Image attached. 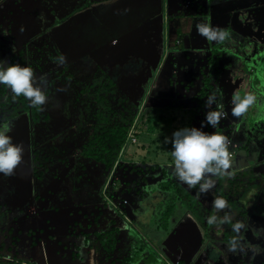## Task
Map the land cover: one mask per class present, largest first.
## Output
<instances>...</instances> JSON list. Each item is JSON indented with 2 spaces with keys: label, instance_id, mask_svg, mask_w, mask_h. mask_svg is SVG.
<instances>
[{
  "label": "trees",
  "instance_id": "obj_1",
  "mask_svg": "<svg viewBox=\"0 0 264 264\" xmlns=\"http://www.w3.org/2000/svg\"><path fill=\"white\" fill-rule=\"evenodd\" d=\"M18 1L20 2V0ZM229 1L231 0H189L188 2H190L193 8L191 18L179 12V14H175L179 19V23L176 25L172 16L166 19L168 37H173L174 39L169 42H166V39H164L163 43L171 44L172 42L174 45L173 41L176 38L180 39V42L174 45L172 58L174 56L178 58L185 49L187 50L186 47H189L186 46L185 38L190 31L195 30L194 26L196 27L197 24H194L195 17L204 15L206 18H209L210 10L216 7H223ZM234 2L237 4L239 1L234 0ZM94 3V1L91 3L78 2L74 7L77 10L76 14L79 13V10L90 8ZM180 4L183 6V1H180ZM69 12L73 11L71 10ZM152 16L153 14H149L147 17L150 18ZM64 23L66 24L67 31H71L70 19ZM232 26L229 23L220 26L229 33V38L225 41L216 43L209 42L205 39L207 51L202 57L204 63L201 64L199 70L191 76V80L186 84V88L191 87L195 90V93L191 96L193 103L189 106H185L184 103L174 106V101H166L163 107L156 104L153 98L146 94L152 83L154 71L146 80V91L141 87L139 92L134 93L131 99H128L124 90L115 83L116 79L114 81L108 73L104 72L107 71L105 69L100 74L89 78L87 80L89 84L81 82L79 79L75 80L73 74L69 73L71 70L67 61H65V65L62 67L61 64L56 65L59 63L58 58L63 55L49 45L50 41L48 43L38 42L36 44V50L44 49L45 53L49 55V60L44 61L37 55L36 62L38 66L42 68L41 70L46 69L48 66L51 69L55 67L54 74L56 77L60 79L65 74L62 79L72 80L73 84L79 87L77 90H73V86L67 88L65 90L67 95L63 92L64 96L57 103L51 104L50 100H53L54 97H52L49 86L43 84L41 87L45 90L49 100L46 105H43L41 108H36L32 107L24 97H14L6 85H0V125L10 123L12 125V131L9 135L12 136L14 130H18L25 136L23 160L20 166L29 175L33 176L34 181L38 180L42 187L45 186L44 189L49 196L55 194L54 192H56L57 188L59 189L61 186L65 188V185H67L68 188H65L66 199L77 197L81 189L86 190V188H90L87 175L92 171L86 170L87 164L93 167L98 166L102 162L99 173L103 176V180L102 184H100L99 195H101L100 204L107 208L104 211H106L108 218L106 216L104 217L107 220L103 228L104 234L100 233L98 235H110L113 231L118 234L121 230L120 226L122 224L124 226V223L127 227L131 228L133 242L131 244L130 254H133L136 258L133 261L129 258L128 261H130V264L138 260V257L142 258L145 264H154V262L156 264H170L162 256L159 255L162 259L158 258L152 249L147 251L142 239L145 238L147 240V245L150 244V238L163 240L169 234L166 228L174 225V223L179 221L181 216L183 217L186 214H191L203 228L204 238L200 239H204L202 246L210 245L211 243L213 248H219L220 252H222L221 249L228 248L229 240L236 235L232 231V225L227 223L209 225L207 223V217L210 215L216 214L223 217L225 214L224 212L215 213L212 206V201L215 196H222L227 200L228 208L225 211L231 213L233 223L240 220L248 225V229L243 231L244 239L248 245L255 242L258 244L257 246L262 252L257 260V264H264L263 165H252L251 163L253 161H248L241 169L233 171L232 175L216 178V186L209 193L200 194L201 197H199V186L190 189L172 174L174 167L171 156L172 145L171 143L164 142L167 136L164 132H168L167 138H171L176 130L188 126L196 113L202 112L203 116L206 114L208 109L205 107V101L209 95H217L219 79L225 70L233 73L240 72V85L242 83L245 85L246 80L244 81V79L251 76L249 91L256 95L257 102L249 109L253 112L260 113L257 117L253 116L252 112H247L240 118L239 122L237 121L236 129H243L241 136L244 137V142L242 141L240 144L236 142L238 145L234 150L236 152L249 151L250 146L248 142L252 136L255 133L257 135L262 134L264 124L260 125L257 122L259 120L258 118L260 120L264 119V40L261 35L254 34L253 31L248 35H243ZM35 49L28 46L27 56L31 55V52H34ZM36 50L35 53H38ZM25 54V48L22 44L5 45L1 47L0 61H4V57L8 56L7 64H20L23 66L26 61ZM170 63L172 66H176L173 60ZM116 64L121 66L124 71L126 70L127 63L119 64L116 61ZM49 67L48 70H51ZM122 76L125 77L127 74L123 73ZM169 78L170 83L175 84V74H172ZM154 83V85L158 84V80L155 79ZM69 90L70 93L68 92ZM165 93L170 94L168 89ZM176 94H179L178 90H176ZM75 101H78L80 105H76L74 103ZM218 101L220 100H216V103ZM140 102H143L141 106L139 104ZM216 103L213 105L214 109L217 108ZM82 106L89 112L88 122L90 133L85 141L81 138L80 125L78 126ZM127 112L129 113L128 116ZM113 117L114 121H108V124L109 122H112V124H109L107 127H100L104 121ZM30 119L32 121L37 120V126L40 125L44 131L43 137L36 136L33 132L31 133L28 127L23 128L26 124L29 126ZM244 119L249 120L251 125L245 126ZM70 127L78 128L73 139L64 146H57V143L63 141V136ZM133 130L132 135L135 136V140L131 142L129 133ZM144 134L149 136L150 143L155 144L151 145L141 141V137ZM153 137L159 138L157 141L158 144L153 141ZM13 142L16 143L14 139ZM129 145L136 146L134 156L139 158V160L135 158L137 160L135 162L132 158H129L127 159L128 162L125 163L123 154ZM71 148L78 149V154L73 157V166L68 165L69 158L71 157ZM55 155L59 157L57 159L67 166L62 168L61 173H56V169L50 167L52 158ZM121 156L122 160L120 161ZM156 159H160V161ZM114 161L117 164L116 167H113ZM160 163L165 167L160 168L161 177L156 181L152 171L159 168ZM167 165H173L171 171L165 169ZM118 166H122L126 175H128L126 173V167H129L131 172L137 173V176H134V178L141 176L140 179L142 181L137 179L133 181L131 177L129 180L123 182V184H128L125 187L116 186L115 184L112 187L103 189L105 181L113 178L114 173L112 172ZM11 179V176L0 174V194L3 197L9 194L7 189L3 188V185L5 187L10 186ZM150 179L154 180L149 181ZM18 186L22 188L23 196L21 199H23L25 197L24 186L17 183V188ZM115 188L122 193L127 192L131 194V204L134 205L132 211L134 210L135 212L134 217L126 216L119 208L113 209L109 207L106 197L110 198L107 194L111 189L115 190ZM29 191H32V185H29ZM44 197H39L36 194L34 198L30 196L27 199L28 202L23 207L17 205L18 208H15L16 214L14 215V219L19 220L20 215H25L21 217L22 223L24 217H28L25 206L28 203H32V200L37 201L41 199L43 201L45 199ZM50 208L51 210L53 209V207ZM112 209L118 214L121 223L116 220V215H114ZM11 211H13V208L5 206V202L0 204V235L12 236V241H14V238L18 237L13 235L12 232L21 230L22 227L20 224L17 227L12 224L8 225L9 212ZM101 212L102 210L99 209V214ZM45 213L47 215H53V213H49L48 211H45ZM30 216L32 219H35L34 215ZM155 217H158V219ZM158 220L162 222L160 223ZM37 230L41 232L42 229L40 227ZM132 230L137 231V233H134ZM26 231L28 235H32L34 232L30 227ZM138 236L141 241L138 240ZM29 237L31 239V245L42 247L44 253L43 240L37 236ZM102 241L101 244L105 251L115 249L116 238H112L110 235L109 238L107 237L106 240ZM200 254L192 263L201 264L205 262V264H210L214 262V255L206 254L204 251ZM229 255L234 259L238 257L235 253H230ZM207 256L209 258L211 257L209 261L206 260ZM3 259L4 257L0 253V261ZM18 260L2 263L29 264L31 258L30 261L29 259L25 261ZM48 263L50 262H45V264ZM230 264L233 263L230 262ZM250 264L253 263L250 262Z\"/></svg>",
  "mask_w": 264,
  "mask_h": 264
},
{
  "label": "rangeland",
  "instance_id": "obj_2",
  "mask_svg": "<svg viewBox=\"0 0 264 264\" xmlns=\"http://www.w3.org/2000/svg\"><path fill=\"white\" fill-rule=\"evenodd\" d=\"M89 1H94L95 5L92 7L90 6L88 9L79 10V13L76 14V9L73 12L69 11H71L78 2H87L86 0H54V8L50 1L20 0L19 2L18 0H0V29H3L4 19L10 15L13 23H18L20 20L26 24L30 19L32 29H39L42 37H45L47 32L53 31L56 37L61 36L64 39L66 31V33H68L66 34L67 47L66 49H61V51L62 55L66 58L65 61L69 62L73 59V62L71 61L72 63L69 64V67L72 68L69 73L76 74L74 77L75 80L79 79L81 82L86 83L85 72L89 73L92 65L96 66L99 70L105 69L114 81L116 79L115 83L124 90L126 97L131 99L134 93L139 92L141 87L146 91V80L154 71L149 90L150 96L156 104L163 107L166 101H174V106L180 103L189 106L193 103L191 96L195 93V90L191 87L186 88V84L191 80V76L199 70L201 64L204 63L202 57L207 51L205 38L197 34L196 27L194 26L195 30L190 31L185 38L186 46H189L186 47L187 50L185 49L178 58L175 56L172 58L174 45L172 42L167 45L163 43L164 39H166V42L174 39L173 37H168V27L166 28L165 26L166 20H164V15L157 14L150 18L147 17L149 15L148 9H150L151 6L149 2H151L152 8L158 5L162 6L166 11L165 15L167 19L170 18L171 15L169 13L171 12H177L176 14H178L180 11L186 15H190L192 14L193 8L190 2H187L189 0H182L188 4L185 5L184 3L183 6H181L182 4H179V6L177 5L176 11L173 10V5L176 4L177 0ZM238 1L239 2L235 4L234 0H231L225 3L223 7H216L210 10L211 13L209 18H206L204 15L195 17L194 24L200 21H206L211 25L220 27L229 23L243 35H248L253 31L254 34L261 35L264 40V0ZM152 2H157L158 5ZM158 10L161 11V8ZM146 13L148 14L146 15ZM172 18H175V25L179 23L177 15H172ZM69 19L71 21L70 32L67 31L65 27L66 24H62V22H67ZM59 20L62 22H58ZM82 23L83 25H81ZM2 35L4 34L0 33V36ZM18 36L19 35H17V37ZM113 37L115 39H113ZM0 41L3 42V38H0ZM115 41L116 45L113 46ZM100 43H102V45H99ZM32 48L35 49L36 45ZM56 49L59 52L58 46H56ZM39 53L40 55L46 54L44 49H39ZM92 58H95L96 61ZM7 60L8 59L5 58V61ZM172 60L175 62L176 66H172L170 63ZM116 61L119 64L127 63L126 70L124 71L121 66L117 65ZM59 64L60 63H57L56 65ZM23 66L27 67L26 61ZM36 68L39 69V67ZM37 72L38 71H35V74ZM123 73L127 74V76H122ZM41 74L42 73L39 72V77ZM172 74H175V84L170 83L169 77ZM87 76L89 78L92 77L90 74ZM240 76V72L233 73L225 70L219 79V86H216L218 89L216 95L218 99L216 100L220 101H218L216 105L222 103L223 108H225V111L228 113V117L221 120L216 129L207 125L206 115L203 116L202 112L196 113L190 124L186 127H195L209 133L219 131L228 136L232 142L231 145L233 148L240 144L244 139V137L241 136L243 129H236L237 121L239 122L240 118L237 119L231 115L230 99L234 93L238 92L243 96L250 92L249 84L251 81V76H248V78L244 79V81L246 80L245 85H243V83L240 85ZM62 77L59 79L55 74L52 76L55 83H53L54 99L51 100V103H54L55 99L61 95V91L65 87L73 83L72 80L62 79ZM155 79L158 80V84L156 85H154ZM80 86H82V84H80ZM73 87H75V90L79 88L76 85H73ZM167 89L170 94L165 93ZM176 90L179 91L178 95L176 94ZM146 94L149 95L148 90ZM139 104L141 106L143 102ZM248 112H252L253 116L258 117L260 115L259 112H253L251 109H249ZM128 114L127 112V116ZM88 118L89 112L84 107L81 108L78 126L80 125L79 130L83 141L87 139L90 133ZM258 119L257 123L260 125L264 124V119ZM108 121H114V117L104 121L100 127L103 128V126L107 127L109 124H112V122L108 124ZM243 122L245 126L251 125L249 120L244 119ZM27 127L28 124L23 126V128ZM77 129L76 127H70L63 136V141L57 143V146H64L71 141ZM29 131L37 136V120H29ZM131 132L133 133L134 130ZM164 133L168 136V132ZM12 138L17 144H22L24 147L25 136L18 130H14ZM133 138H135V136ZM152 139L158 144L157 141L159 138L153 137ZM141 141L151 145L155 144L150 143V138L146 134L141 137ZM131 142H134V139L131 140ZM236 142L238 144H236ZM248 144L250 146L249 151L244 150L236 152L234 149H232V152L230 151L233 160L231 172L241 169L248 161H253L251 163L252 165H263L262 167L264 168V130L261 135L255 133ZM71 150L73 155H76L78 152L76 148H72ZM135 151L136 146H127L123 154L125 163L128 162L127 159L129 158H132L135 162L137 161L136 159L139 160V158L134 156ZM143 152H145V150H143ZM57 158H59L57 155L52 158L50 167L56 169V173H61L62 168L67 166ZM121 158L122 156L120 157V161L122 160ZM156 160L160 161V159ZM71 164L72 160L69 161L68 165ZM101 164L102 162L99 163L94 171H92L94 166L89 170L92 171L87 175L90 188H86V190L81 189L78 192V196L73 199H66L65 197V188H68L67 185H65V188L62 186L59 189L57 188L56 192H54L55 194L49 196L44 189L45 186L42 187L38 180L34 181L33 176L29 175L19 165L15 171V175L11 176L10 186L5 187L3 185V188L7 189L9 194L4 197L0 194V204L5 202V206L13 208V211L9 212L8 225L12 224L17 227L18 224H20L22 228L21 230L12 232L13 235L18 237L14 238L15 242L12 241V236H7L5 234L0 235V246L3 245L2 248H0V253L4 257V259L0 261V264L6 261L15 262L17 259H19L18 261H20V259L23 261L29 259L30 261V258L31 261L29 264H45V262H50L51 264H130L128 259L130 256L131 237L129 236L130 231L126 229L127 225L125 223L124 226L123 224L120 226L121 230L119 234L124 235V237H122L123 240H119L120 246L117 249H121L117 253L114 251L113 254H111V251H105L102 244H100L103 242L102 240H106L110 235L113 238L116 234L115 231H113L110 235H98L100 233L104 234L103 228L107 221L104 219L105 216L107 217L106 211H104L107 208L100 204L101 195H99L100 184H102L103 180V176L99 173ZM160 164L159 168L152 171L156 181L161 177L160 168L164 166L162 163ZM116 166L117 164L114 161L113 167ZM89 167L90 164L87 165V168ZM172 167L173 165H167L165 169L171 171ZM126 169V173L132 177L133 181L141 178V176L134 178L137 173L129 172V167H126ZM112 173H114L111 179L112 181L106 180L103 189L106 188L105 185L107 183L113 185L116 180L124 182L128 179V175L122 172V168H115ZM153 180L154 179H150L149 181ZM17 183L24 186L25 197L23 199H21L23 196L22 188H20V186L17 188ZM29 185H32V191H29ZM111 190L112 191H109L107 194L110 198L106 197L109 207L116 208L122 200L121 198L127 197L129 204L124 208H119L125 209L124 213L131 217V194L127 192H116L117 188ZM36 194L39 197H46H44L45 199L43 201L41 199L37 201L32 200V203H28L25 206L28 217H24L22 223L21 217L25 215H20V219L15 220L14 215L16 214L15 208H18L17 205L23 207L28 202L27 199L30 196L34 198ZM198 196L201 197L200 194ZM50 207H53V209L51 210ZM99 209L102 210L100 214ZM45 211L53 213V215H47ZM112 212L116 215V220L121 223L118 214L115 213L116 211L112 209ZM132 212H134V210ZM30 215H34L35 219H32ZM155 218L158 219V217ZM158 221L160 222V220ZM158 221L157 223H159ZM29 227L34 231L32 235H28L26 231ZM40 227L42 229L41 232L37 230ZM132 231L137 233L135 230ZM166 231L169 234L166 235L163 240L150 238V244L147 245V240L144 238L142 242L145 244L144 247L147 251L152 249L158 258L162 256L168 263L184 261V264H194L192 261L194 262L202 251L206 254L209 253L215 256L214 262L210 264H230V262L233 264H250V262L257 264V260L260 256V254L253 256L251 253L241 254L237 252L235 254L238 257L234 259L229 255L231 252L228 251V248H223L221 249L222 252H220L219 248H213L211 243L210 245L202 246L204 239H200L204 238L203 228L191 214H186L183 217L181 216L179 221L167 227ZM29 236H37L43 240L44 253L42 247L31 245ZM116 238L120 239L119 236H116ZM138 240L141 241L139 236ZM257 245L258 244L255 242L249 246L258 248ZM84 246L86 249H83ZM210 258L207 256L206 260L209 261ZM131 264H145V262L142 258L138 257V260ZM154 264L156 263L154 262ZM201 264H205V262Z\"/></svg>",
  "mask_w": 264,
  "mask_h": 264
},
{
  "label": "clouds",
  "instance_id": "obj_3",
  "mask_svg": "<svg viewBox=\"0 0 264 264\" xmlns=\"http://www.w3.org/2000/svg\"><path fill=\"white\" fill-rule=\"evenodd\" d=\"M187 2L185 5L188 4ZM196 31L209 42L219 43L229 38V33L225 29L206 21L198 22ZM65 60L64 56L58 58L60 64L65 63ZM45 83V77L41 76L38 80L31 67L20 64L9 65L6 61H0V85H6L14 97H24L32 107L41 108L48 102L49 98L41 87ZM216 99L215 94H212L205 101V107L208 109L205 114L206 123L214 129L221 120L228 117L222 103L217 105L216 109L213 108ZM256 102L257 97L251 92L243 96L238 92L234 93L230 102L231 115L237 119L241 118ZM11 131L10 123L0 125V174L9 177L15 175L24 154L23 145L14 143L12 136L9 135ZM165 143L172 145L171 156L174 165L172 174L190 189L199 186L198 195L209 193L216 186L215 178L232 175L230 170L233 168V160L232 153L229 151L232 142L228 136L219 131L209 133L195 127H185L176 130L171 138L165 139ZM212 206L215 213L224 212L225 214L223 217L216 214L210 215L207 217V223L209 225L231 224L232 231L236 234L228 242L229 252L251 253L253 256L261 254L259 248L249 246L244 239L243 231L248 229V225L240 220L233 223L231 213L225 211L228 208L227 200L222 196H215Z\"/></svg>",
  "mask_w": 264,
  "mask_h": 264
},
{
  "label": "flooded vegetation",
  "instance_id": "obj_4",
  "mask_svg": "<svg viewBox=\"0 0 264 264\" xmlns=\"http://www.w3.org/2000/svg\"><path fill=\"white\" fill-rule=\"evenodd\" d=\"M181 2H182V0H181ZM150 3V9H148L149 10V14H153V16H155V15H164V20H166L167 19V16L165 15L166 14V11L164 10V8L162 7V6H159L158 4H157V2H152V3H154V4H156V5H158V6H154L153 8H152V4H151V2H149ZM184 1H183V5H184ZM179 4H180V1L179 0H177L176 1V4L175 5H173V10H175L176 11V9H177V7L179 6ZM178 5V6H177ZM75 7V6H74ZM74 7L72 8V9H74ZM161 8V11H159L158 9L159 8ZM156 8V9H155ZM155 9V10H154ZM154 10V11H153ZM151 11V12H150ZM148 13H146V15L148 14ZM177 13V12H176ZM176 13H174V12H171V13H169L171 16L172 15H175ZM62 16V15H61ZM173 21L175 22V18H173ZM178 21H179V19H178ZM59 22V21H58ZM165 26H166V24H165ZM167 28V27H166ZM70 32V31H69ZM68 34V33H67ZM60 36H58V37H56V38H59ZM56 38H55V41H56ZM113 39H115L114 37H113ZM64 40L65 41H67V39H66V35H64ZM59 41H56L55 43L57 44V46L59 47V52L61 51V46H59V43H58ZM180 42V39H175L174 40V45H176V44H178ZM22 43V42H21ZM23 45H24V48H25V52H26V54H25V60H26V62H27V64L29 65V67H32V69H33V71H34V73H35V71H38L36 74H37V79L39 80V72L40 73H42L41 75H40V77L41 76H43V77H45V79H46V83L45 84H47L48 86H49V88H50V92H51V94H52V97H53V92H54V89H53V83H55V81L52 79V76L54 75V71L56 70V68L54 67V68H50L49 66V68L51 69V70H48V67L46 68V69H44V70H41L42 68L41 67H39L38 66V64H37V62H36V59L38 58V56H40L41 57V59L44 61V60H49V55H47V54H43V55H40V53H39V51L38 50H36L38 53H35V50H34V52H31V55H29V56H27V51H28V46L26 45V43H23ZM49 45L50 46H52V48L54 47L55 49H56V46H54V42H53V44H50L49 43ZM167 45V44H166ZM58 51V50H57ZM61 53H62V51H61ZM38 55V56H37ZM92 59H94L95 61H96V59L95 58H92ZM72 62H73V59L71 60ZM71 61H69L67 64H68V66H69V64L70 63H72ZM92 61V60H91ZM45 63V62H44ZM27 65V66H28ZM46 65V64H45ZM65 65V63H63V64H61V67L62 66H64ZM47 66V65H46ZM36 67H39V69H37ZM35 68H36V70H35ZM72 68L70 67V70H71ZM51 71H53V72H51ZM101 71H103V70H99V69H97L96 68V66H93L92 65V68L89 70V73H87V72H85V77H86V83L87 84H89V82L87 81L88 79H89V77L87 76L88 74H90V75H92V77L93 76H95V75H97V74H100V72ZM104 72H106V73H108V71H104ZM95 73V74H94ZM35 74V75H36ZM73 74V76L75 77L76 76V74L75 73H72ZM94 74V75H93ZM109 74V73H108ZM65 75V74H64ZM63 75V76H64ZM91 77V78H92ZM110 78V77H109ZM74 84L72 83L71 85H69V86H67V87H65L62 91H61V95L58 97V98H56L55 99V101H54V103H51V100H50V103L51 104H55V103H57L58 101H59V99L60 98H62L63 96H64V93L67 95V93L65 92V90L67 89V88H71L72 86H73ZM73 89V88H72ZM73 90H75V87H74V89ZM64 92V93H63ZM69 93H70V90L68 91ZM148 93H149V95H150V90L148 89ZM74 97V96H73ZM74 98H76V97H74ZM73 99V98H72ZM76 105H80L79 104V102L78 101H75L74 102ZM46 105V104H45ZM28 128H29V126H28ZM46 131V130H45ZM43 134H44V131L42 130V128H41V126L40 125H38L37 126V136H41V137H43ZM41 140V139H40ZM46 145V144H45ZM72 149V148H71ZM73 149H75V148H73ZM75 151V150H74ZM77 154H78V152H77ZM76 154V155H77ZM76 155H73V153H72V150H71V157L69 158V160H72V164H71V166H73V164H74V159H73V157L74 156H76ZM88 165V164H87ZM79 167V166H78ZM97 166H94V168L92 169V171H94L95 170V168H96ZM119 168H122V166H118ZM117 167V168H118ZM92 167L90 166L89 168H87L86 170H90ZM83 171V170H82ZM122 172H124L123 171V168H122ZM131 172V171H130ZM124 174H125V172H124ZM128 174V173H127ZM137 176V175H136ZM131 178V176L130 175H128V179L127 180H129ZM137 180H140V181H142L140 178H138ZM112 181V180H111ZM116 184V186H120V187H125L126 186V184L124 183L123 184V182H120L119 180H116L115 181V183L112 185V184H110V183H107L105 186L106 187H112V186H114ZM112 191V190H111ZM117 192H120V191H117ZM120 193H122V192H120ZM122 200L120 201V203H119V205L118 206H116V208L118 209L119 207H126L128 204H129V200H128V198L127 197H122L121 198ZM107 201V200H106ZM33 202H35V201H33ZM131 206L133 207L134 205L133 204H131ZM131 207V208H132ZM137 207V206H136ZM116 208H113V209H116ZM121 209V208H119V210L120 211H123V212H125L124 210L125 209ZM133 209V208H132ZM126 214V213H125ZM134 214H135V212H132V210H131V217H134ZM126 216H128L127 214H126ZM129 217V216H128ZM125 219V218H124ZM127 230H129L130 231V234H129V236L131 237L130 238V249H131V244H132V242H133V238H132V232H131V228H129V227H127L126 228ZM116 236H119L120 237V239H118V238H116ZM122 237H124V235H122V234H119L118 233V235L117 234H115V236H114V238H116L117 239V241L115 242V249L114 250H112L111 249V254H113V252L115 251V253H117L120 249H117L120 245H119V240H123L122 239ZM112 241V240H111ZM135 241V240H134ZM194 257V256H193ZM129 258L133 261L135 258H136V256H134L133 254H130V256H129ZM182 260V259H181ZM185 262L184 261H180V262H177V263H175V264H184Z\"/></svg>",
  "mask_w": 264,
  "mask_h": 264
},
{
  "label": "crops",
  "instance_id": "obj_5",
  "mask_svg": "<svg viewBox=\"0 0 264 264\" xmlns=\"http://www.w3.org/2000/svg\"><path fill=\"white\" fill-rule=\"evenodd\" d=\"M43 1H50V3L52 4L53 8L55 5L54 0H43ZM88 3H91L89 0H87ZM16 3V2H15ZM95 5V3L93 4V6ZM43 6V5H40ZM45 6V5H44ZM92 7V6H91ZM74 9H72V11H74ZM28 11V10H27ZM8 14V13H6ZM64 17V16H62ZM11 22V23H9ZM59 22H62L61 20H59ZM4 25H3V29H0V33L4 34L2 36H0V38H3V42L0 41V52H1V47H4L5 45L7 46H11L12 44L17 45V44H22L26 43L27 46H31L33 47L34 45L38 44V42L40 43H48V41H50V44H53L54 42V46H57V44L55 43L56 41H59V46H61V49H66L67 47V41H65L61 36L59 38H56V36L54 35L55 32L50 31L47 32V35L45 37H42L40 35V30L39 29H32L31 27V21L29 19L28 23H23L19 20L18 23H13V21H11L10 15L4 19L3 21ZM54 23V21H53ZM62 24H65L64 22H62ZM26 26V28H25ZM66 26V25H65ZM66 31H65V35H66ZM17 35H19L17 37ZM64 35V33H63ZM56 38V41H55ZM42 40V41H40ZM22 42V43H21ZM99 45H102V43H100ZM5 58L8 59V56L4 57V61ZM101 244V243H100ZM83 249H86V247L84 246Z\"/></svg>",
  "mask_w": 264,
  "mask_h": 264
},
{
  "label": "built area",
  "instance_id": "obj_6",
  "mask_svg": "<svg viewBox=\"0 0 264 264\" xmlns=\"http://www.w3.org/2000/svg\"><path fill=\"white\" fill-rule=\"evenodd\" d=\"M218 105H220V104H218ZM218 107V106H217ZM129 136L131 137V140H133L134 138V136L132 135V132H130L129 133ZM135 140V139H134ZM236 147V146H235ZM232 149H234L233 147H232V145H230V147H229V151H231L232 152Z\"/></svg>",
  "mask_w": 264,
  "mask_h": 264
},
{
  "label": "water",
  "instance_id": "obj_7",
  "mask_svg": "<svg viewBox=\"0 0 264 264\" xmlns=\"http://www.w3.org/2000/svg\"><path fill=\"white\" fill-rule=\"evenodd\" d=\"M180 12V11H179ZM210 13H211V11H210ZM179 14V13H178ZM184 14V13H183ZM193 14V13H192ZM192 14H188V15H186V14H184V16H187V17H189V18H191L192 17ZM210 15V14H209Z\"/></svg>",
  "mask_w": 264,
  "mask_h": 264
}]
</instances>
